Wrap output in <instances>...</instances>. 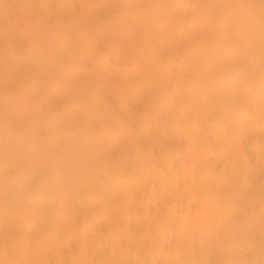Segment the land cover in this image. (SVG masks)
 I'll return each mask as SVG.
<instances>
[{"label":"bare ground","instance_id":"obj_1","mask_svg":"<svg viewBox=\"0 0 264 264\" xmlns=\"http://www.w3.org/2000/svg\"><path fill=\"white\" fill-rule=\"evenodd\" d=\"M262 20L0 0V264H261Z\"/></svg>","mask_w":264,"mask_h":264},{"label":"snow or ice","instance_id":"obj_2","mask_svg":"<svg viewBox=\"0 0 264 264\" xmlns=\"http://www.w3.org/2000/svg\"><path fill=\"white\" fill-rule=\"evenodd\" d=\"M262 8H264V0H261ZM262 26H264V20H262ZM238 264H247V262H238ZM261 264H264V261H261Z\"/></svg>","mask_w":264,"mask_h":264}]
</instances>
